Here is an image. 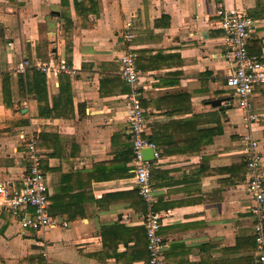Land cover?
<instances>
[{
    "label": "crops",
    "instance_id": "1",
    "mask_svg": "<svg viewBox=\"0 0 264 264\" xmlns=\"http://www.w3.org/2000/svg\"><path fill=\"white\" fill-rule=\"evenodd\" d=\"M233 9L254 21L249 52L264 57V0H0V183L21 185L30 165L21 136L36 139L49 212L69 223L23 231L0 197V264H150L132 89L121 77L129 50L154 145L165 264H254L242 141L252 135L264 158V84L248 128L226 87L233 66L220 11ZM24 58L31 66L20 73ZM50 59L70 70L35 67Z\"/></svg>",
    "mask_w": 264,
    "mask_h": 264
},
{
    "label": "built area",
    "instance_id": "2",
    "mask_svg": "<svg viewBox=\"0 0 264 264\" xmlns=\"http://www.w3.org/2000/svg\"><path fill=\"white\" fill-rule=\"evenodd\" d=\"M220 14L222 27L226 31L224 37L228 49L226 57L233 66L226 80V87L236 100V106L243 115L244 125L250 128L257 121L253 97L256 89L264 84V57L251 55L249 52L250 33L254 21L244 10H222ZM132 29V22H126L125 29L120 35L126 43L134 37ZM120 61L121 77L132 89L126 99H128L130 133L133 138L135 180L139 194L147 205L146 246L150 254V264H165V242L160 234L164 215L154 209L156 198L152 186V163L143 156V150L153 148L154 145L143 136L146 121L138 99L140 73L135 67L136 54L129 50L121 56ZM30 66L31 62L24 58L18 64L17 70L25 73ZM35 67L45 74H58L70 70L65 63L56 64L53 59L38 62ZM21 139L26 141L30 165L21 179L20 186L0 183V197L4 200L5 207L12 211L23 231L41 232L56 227H68L69 223L58 221L49 212L50 191L46 183V174L41 169L42 155L37 148L36 139L31 137L27 141L25 135H22ZM242 143L247 169L245 181L251 197L249 211L253 217L254 264H264V158L258 148V140L252 135H244Z\"/></svg>",
    "mask_w": 264,
    "mask_h": 264
},
{
    "label": "water",
    "instance_id": "3",
    "mask_svg": "<svg viewBox=\"0 0 264 264\" xmlns=\"http://www.w3.org/2000/svg\"><path fill=\"white\" fill-rule=\"evenodd\" d=\"M217 104H220L221 101H216ZM213 104H215L213 102ZM143 156L145 160L152 161L154 159V149L153 148H147L143 150Z\"/></svg>",
    "mask_w": 264,
    "mask_h": 264
},
{
    "label": "trees",
    "instance_id": "4",
    "mask_svg": "<svg viewBox=\"0 0 264 264\" xmlns=\"http://www.w3.org/2000/svg\"><path fill=\"white\" fill-rule=\"evenodd\" d=\"M142 203H143L144 207L146 208L145 210L147 211V205H146V203L143 201V199H142ZM142 231L145 233V237H146V231H145V229H142Z\"/></svg>",
    "mask_w": 264,
    "mask_h": 264
}]
</instances>
